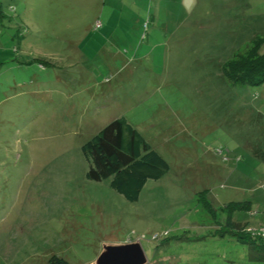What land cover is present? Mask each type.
<instances>
[{"label":"rangeland","instance_id":"374dc122","mask_svg":"<svg viewBox=\"0 0 264 264\" xmlns=\"http://www.w3.org/2000/svg\"><path fill=\"white\" fill-rule=\"evenodd\" d=\"M19 1L0 0V52L27 54L13 53L23 73L6 70L0 84L7 95L25 83L29 94L22 102L19 91L0 121V264H91L104 244L136 241L147 264H177L190 251L201 258L198 240L179 242L209 228L217 237L231 202L234 222L264 225V85L235 86L223 73L237 54L264 44V0H115L103 8L128 26L114 37L101 32L100 8L71 0H35L51 17L31 18L23 31L14 26ZM44 36L57 42H38ZM43 58L51 65L42 71ZM117 118L169 167L135 203L110 189L112 178L85 177L81 147ZM216 242L206 247L225 258L218 264H254L246 247Z\"/></svg>","mask_w":264,"mask_h":264},{"label":"trees","instance_id":"16d2710c","mask_svg":"<svg viewBox=\"0 0 264 264\" xmlns=\"http://www.w3.org/2000/svg\"><path fill=\"white\" fill-rule=\"evenodd\" d=\"M12 11L15 13L16 10L12 9ZM17 18L19 21V16ZM14 23L17 24V28L23 25H20L17 20ZM96 23L94 25L95 30L98 29ZM26 30L27 28L23 31ZM23 35L25 34L21 35L19 32L17 36L22 40ZM16 41L18 44L21 42ZM39 41L46 45L57 42L45 36ZM262 47H264V44L258 43L253 48L237 54L235 59L223 68L226 79L233 85L241 87L264 85V48ZM18 48H20V44ZM19 50H13L12 54H17L20 52ZM12 62L18 65L23 64L17 60H12L10 63H2L1 66L10 65ZM28 63L26 62L25 65ZM50 65L47 64L44 58L42 62L37 63L38 68L42 71L45 66ZM81 152L89 163V169L85 175L86 179L92 182H102L112 178L109 185L110 189L128 203L138 201L141 190L147 181H157L169 170L165 160L151 149L138 131L124 118H117L109 122L107 126L81 147ZM199 199L202 200V204L215 218V209L211 208V204L206 199L200 197ZM231 203L220 210L226 215V223L218 230L216 229L217 237L224 238L228 236L233 238L237 244L247 248L246 259L248 263L264 264V238L261 237V235H264V225L260 224L258 228L249 229L234 222L232 211L235 207H238V203ZM48 264L67 263L62 259L52 257L49 259ZM228 264L233 263L229 261Z\"/></svg>","mask_w":264,"mask_h":264},{"label":"crops","instance_id":"0c3cea01","mask_svg":"<svg viewBox=\"0 0 264 264\" xmlns=\"http://www.w3.org/2000/svg\"><path fill=\"white\" fill-rule=\"evenodd\" d=\"M35 2H36L35 0H24L23 5H17V13H18V16L20 18L19 19L20 22L18 20H17V22L20 23V25L23 24L22 26L24 27V29L27 28V30H26L27 32L28 31L31 32L30 27L28 26L29 21L32 23L31 18H39V20L41 22L45 23V20L47 22V20L51 17V14L46 13V11H45V6H48V5H45L44 2H40V5H36ZM71 2L75 3L76 6H79L80 10H82V7H88V8H92L96 12L100 8L97 15H99V21L102 25L101 32L103 35L106 36L108 31H110V35L107 37H114L116 31L119 29L120 26H123L124 28H125V26L126 27L128 26L127 22L122 23L121 20L115 19L116 15H118L117 10H114V9L113 10H104L103 5H108L107 3H110V2L115 3V0H71ZM116 5H122V7H123L124 0H119ZM134 5H145V3H142L141 0H134ZM88 8H87V11H88ZM21 15L24 17H21ZM14 24H15L14 26L16 27L17 24L16 23H14ZM134 24L136 26H139V24H141V22L139 23L138 19H136ZM36 27L37 26H32V29L36 30L37 29ZM113 28H114V30H111ZM109 39H111V38H109ZM20 41L26 42V40L23 38ZM19 44L21 47V42ZM20 52L24 55H27L26 52H24L23 50H21ZM12 55L13 54L9 50H2L0 52V60L3 62L4 60L7 59L6 62L10 63V61H12V59L10 58ZM52 56L53 55H51L50 57H52ZM13 65H15V66H13ZM13 68L19 69V70H13V71H15V72L19 71L18 73H23V72H21L22 71L21 66L15 64V62H12L10 65H6V66L4 65V67L1 68L0 74L3 73V76L7 75V73H5V71L6 70H12ZM28 70H30V68H28ZM24 84L25 83L18 85V81H15L14 85L11 86L14 89L10 88L12 92L10 94H7V95L5 93L8 91V89H4L3 86L0 84V121H2L4 119L3 112L5 110H9V109L14 110V107L11 106V104L20 95L19 91H22L21 93L24 95L22 102H24L26 99L29 98L28 92L23 93V90H21V89H24V87H25ZM8 95H10V96H8ZM8 100H11V101L9 103H7ZM25 115H27V114H25ZM1 116H3V117H1ZM9 116H10V114L6 113L5 117H9ZM15 118H17L16 114H15ZM10 119L11 118L9 117V120ZM1 134H3V133H2V130L0 129V135ZM209 230H210V228H209ZM209 230H205L207 232V234L192 235L195 237L197 236L198 239L196 237V239L194 240V238H192V237L185 236L186 241L184 240L183 242H179V244H195L196 241L198 240L197 245L204 246V248H203L204 254L201 258H200V256L202 254L199 253L198 251H190L187 257L181 256L182 254L179 256L176 255L177 256L176 258L178 260L177 264H179L180 258L183 259L185 264H202L204 261L201 262L199 260L205 259V261H206L207 258H209V260H211L214 264H218L219 262L225 260V258H221L216 253H210L208 248L206 247L207 246L206 244L208 242L213 241V240H219V242H216V244H215L216 246H219L221 244V242L225 241L226 239L231 240L232 244H234V243L236 244L235 240L233 238L228 237V236H225L224 238L215 237L214 231L212 232ZM184 235H188V233L185 232ZM200 238H204V239L199 242ZM189 241H191V242L189 243ZM243 247H245V246H243ZM172 256H173V258H175V254H173Z\"/></svg>","mask_w":264,"mask_h":264},{"label":"water","instance_id":"95a60500","mask_svg":"<svg viewBox=\"0 0 264 264\" xmlns=\"http://www.w3.org/2000/svg\"><path fill=\"white\" fill-rule=\"evenodd\" d=\"M138 241L120 245L104 244L97 259L91 264H147Z\"/></svg>","mask_w":264,"mask_h":264},{"label":"built area","instance_id":"2783aa9c","mask_svg":"<svg viewBox=\"0 0 264 264\" xmlns=\"http://www.w3.org/2000/svg\"><path fill=\"white\" fill-rule=\"evenodd\" d=\"M261 233H262V231H261ZM261 237L264 238V235H261Z\"/></svg>","mask_w":264,"mask_h":264}]
</instances>
